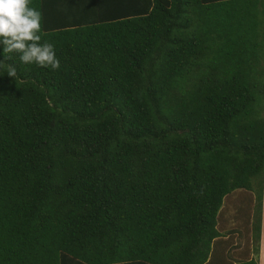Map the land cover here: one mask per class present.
Listing matches in <instances>:
<instances>
[{
    "label": "trees",
    "instance_id": "trees-1",
    "mask_svg": "<svg viewBox=\"0 0 264 264\" xmlns=\"http://www.w3.org/2000/svg\"><path fill=\"white\" fill-rule=\"evenodd\" d=\"M32 6L60 67L0 44V264H256L264 0ZM240 191L244 257L218 230Z\"/></svg>",
    "mask_w": 264,
    "mask_h": 264
},
{
    "label": "clouds",
    "instance_id": "clouds-1",
    "mask_svg": "<svg viewBox=\"0 0 264 264\" xmlns=\"http://www.w3.org/2000/svg\"><path fill=\"white\" fill-rule=\"evenodd\" d=\"M42 13L32 6V0H0V44L4 59L17 54L23 64L59 69L54 46L41 43ZM0 60V68L4 66ZM7 74L14 77V66L7 68Z\"/></svg>",
    "mask_w": 264,
    "mask_h": 264
},
{
    "label": "rangeland",
    "instance_id": "rangeland-1",
    "mask_svg": "<svg viewBox=\"0 0 264 264\" xmlns=\"http://www.w3.org/2000/svg\"><path fill=\"white\" fill-rule=\"evenodd\" d=\"M244 198H246V199L250 198L249 193H247L245 191H240L237 193H233L232 196H226L224 198V206L225 207L223 209H225V212L227 210V213H226V215H228V218H226V219H228L227 226H228V224H230V220H237L240 224V227L244 224V221H246L245 215L247 212H249V207H248V203L246 206V200ZM231 218H233V219H231ZM220 225L223 228H227V226H223V221H222L221 217L219 219L218 226H220ZM229 228H231V225L229 226ZM218 229L222 230V228H218ZM244 230H245L244 232L239 230V236H238V239L243 241V245H242V247L235 250V252H234V254H237L240 257L243 256L242 252L248 251V249H247L248 245H246L244 241L249 243V238H250L249 235H246L247 234L246 232L249 230V225L247 226L245 224ZM229 238H231L230 244H232L236 240V234L231 235ZM251 244H252V242H250V245ZM228 254H231V253H228Z\"/></svg>",
    "mask_w": 264,
    "mask_h": 264
},
{
    "label": "crops",
    "instance_id": "crops-1",
    "mask_svg": "<svg viewBox=\"0 0 264 264\" xmlns=\"http://www.w3.org/2000/svg\"><path fill=\"white\" fill-rule=\"evenodd\" d=\"M261 204H262V209H261V217H260V230H259L258 253L256 256V264H264V172H263V181H262ZM222 221L224 222L223 226H227L228 219H224L223 217ZM234 221L235 220H230V224H228L227 228L222 227V230L218 229L219 232L222 234L220 236L222 239L228 238L229 235L231 236L233 234H236V240L232 244H227V247H228V249L226 248L227 254L228 252L230 253L232 252L231 254H234L235 250L239 249L243 245V241L238 239V236H239V230H241L242 232L245 231L244 226L242 225L240 227V225H238L237 223H234ZM230 225H231V228H229ZM229 229H235L236 231L231 233ZM248 233H249V230H248ZM249 256H251V254Z\"/></svg>",
    "mask_w": 264,
    "mask_h": 264
}]
</instances>
